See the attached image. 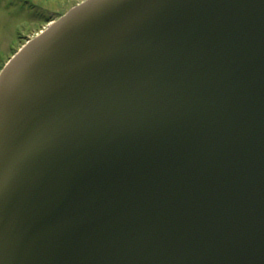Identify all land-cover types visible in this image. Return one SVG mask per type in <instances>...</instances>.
<instances>
[{
  "label": "water",
  "instance_id": "water-1",
  "mask_svg": "<svg viewBox=\"0 0 264 264\" xmlns=\"http://www.w3.org/2000/svg\"><path fill=\"white\" fill-rule=\"evenodd\" d=\"M0 264H264V0H89L27 43Z\"/></svg>",
  "mask_w": 264,
  "mask_h": 264
},
{
  "label": "rangeland",
  "instance_id": "rangeland-1",
  "mask_svg": "<svg viewBox=\"0 0 264 264\" xmlns=\"http://www.w3.org/2000/svg\"><path fill=\"white\" fill-rule=\"evenodd\" d=\"M84 0H0V72L17 51Z\"/></svg>",
  "mask_w": 264,
  "mask_h": 264
}]
</instances>
